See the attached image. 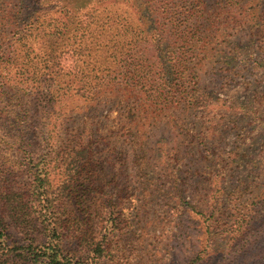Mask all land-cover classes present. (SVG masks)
<instances>
[{
    "label": "rangeland",
    "instance_id": "rangeland-1",
    "mask_svg": "<svg viewBox=\"0 0 264 264\" xmlns=\"http://www.w3.org/2000/svg\"><path fill=\"white\" fill-rule=\"evenodd\" d=\"M18 1L22 17L37 8L34 0ZM116 1L115 7L128 10ZM247 2L191 0L189 9L204 12L192 31L193 52L187 54L185 41L170 29L159 46H134L130 39L126 48L141 57L133 59L127 78L101 53L80 62L89 80L98 82L103 96L96 101L73 89L43 106L45 91L29 80L20 83L17 65L0 61V80L17 92L13 110H0V192L22 188L29 174L22 151L36 152L50 138L57 154L51 177L61 178L66 156L85 149L80 193L89 197L87 212L100 219L98 232L111 216L116 220L112 257L100 264H186L199 254L202 264H264V1L254 14L258 23L244 13ZM2 35L0 55L16 56L15 39ZM33 47L42 54L39 42ZM144 59L149 84L126 86L132 71L140 78ZM186 64L191 74L179 80L171 100L186 90L199 91V101L156 98L162 78L176 82L174 73ZM65 79L75 80V73ZM116 96L124 102L116 103ZM18 112L25 122L14 120ZM22 136L29 147H19ZM9 232L22 239L15 226ZM64 249L87 255L73 235L65 236Z\"/></svg>",
    "mask_w": 264,
    "mask_h": 264
},
{
    "label": "trees",
    "instance_id": "trees-1",
    "mask_svg": "<svg viewBox=\"0 0 264 264\" xmlns=\"http://www.w3.org/2000/svg\"><path fill=\"white\" fill-rule=\"evenodd\" d=\"M34 1L37 2L35 11L22 17L18 0H0V34H3V39L6 33L11 35L19 47L16 56L1 52L0 61L17 65L20 83H28L29 80L45 91L42 93L43 100L39 99L43 106L73 89L95 101L101 98L103 95H100L98 82H91L84 71L87 67L80 64L89 62L99 53L103 54L107 62L120 64L123 69L121 73L127 78L135 62L133 59L141 57L134 56L132 50L126 48L130 39L134 46L148 47L153 42L159 46L164 33L170 29L180 40L185 41L186 47L182 49L190 54L193 52L192 47L196 46L192 40L196 19L198 15L204 14L200 8L189 9L191 0H119L128 6V10L115 7L116 0ZM246 1V6L249 4L250 8L243 9L244 13L247 17L250 14V21L258 23L254 14L259 11L257 4L264 0ZM241 8L237 6L233 9ZM214 21L209 14V23L213 24ZM34 42L40 43L42 54L34 49ZM2 48L3 43L0 42V51ZM146 61L144 59L138 63L142 70L140 78H134L136 70L132 71V77L124 82L126 86L141 85L143 88L149 84ZM186 62H189L188 59ZM178 67L174 73L177 81H172L170 77L162 78L161 84L155 88L160 92L156 98L163 97L171 103H185L187 99L189 103L199 101V91L191 94L186 90L180 92L181 96L176 100H171L180 91L179 80L191 74L188 64L183 69ZM70 72L75 73V80L65 79V75ZM7 85L0 80V110L2 105H11V97L17 93L14 88L9 92ZM119 100L124 102L123 98L116 96L115 102ZM14 120L25 122V114L16 113ZM45 140L36 152L22 151L21 157H29L28 180L22 188L0 192V264H100L103 259L110 260L112 251L109 235L115 231L116 220L111 216L98 232L94 225L100 219L96 222L93 220L85 202L89 197L83 192L84 189L80 193V187L84 186L80 184V176L89 153L82 149L68 154L61 165L63 176L52 178L49 169L57 155L55 143L50 138ZM19 143V147L30 146L24 142L23 136ZM68 205L71 207L68 208ZM191 208L195 214L203 215L198 207L193 205ZM11 225L18 229L21 240L12 239L9 232ZM67 234L73 235L79 252L82 250L87 255L65 251L64 239ZM203 261L204 258L199 254L186 264H202Z\"/></svg>",
    "mask_w": 264,
    "mask_h": 264
}]
</instances>
